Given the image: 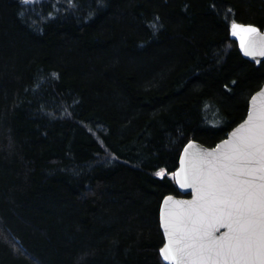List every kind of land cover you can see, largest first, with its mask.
I'll return each instance as SVG.
<instances>
[{
	"label": "trees",
	"instance_id": "trees-1",
	"mask_svg": "<svg viewBox=\"0 0 264 264\" xmlns=\"http://www.w3.org/2000/svg\"><path fill=\"white\" fill-rule=\"evenodd\" d=\"M233 23L264 1L0 0V264H165L183 149L264 85Z\"/></svg>",
	"mask_w": 264,
	"mask_h": 264
},
{
	"label": "snow or ice",
	"instance_id": "snow-or-ice-1",
	"mask_svg": "<svg viewBox=\"0 0 264 264\" xmlns=\"http://www.w3.org/2000/svg\"><path fill=\"white\" fill-rule=\"evenodd\" d=\"M232 29V34L240 37L241 47H245V36L259 31L251 25L236 23L232 24ZM246 54L254 53L247 51ZM259 54L264 56V51ZM246 124V135L236 140L232 146L233 154L225 156L214 173L209 170L192 177L193 186L201 185L196 187L198 200L210 196L213 202L223 206L216 224L226 225L229 231L215 237V225L204 222L198 211L200 205L194 200L188 202L192 211L186 217V222L192 227L177 238L174 214L169 212L165 219L162 210L161 221L168 242L160 252L165 260H172L175 264H264V110L258 117L250 113ZM241 157L247 162L243 166L239 163ZM181 163L183 165L184 161ZM181 172L184 173V182H187L186 169L182 167ZM157 175L163 176L164 171ZM174 175L179 176L180 173ZM248 176L255 179L245 178ZM171 200L169 196L165 204ZM184 240L191 243H184Z\"/></svg>",
	"mask_w": 264,
	"mask_h": 264
},
{
	"label": "water",
	"instance_id": "water-1",
	"mask_svg": "<svg viewBox=\"0 0 264 264\" xmlns=\"http://www.w3.org/2000/svg\"><path fill=\"white\" fill-rule=\"evenodd\" d=\"M264 1V0H263ZM238 25L243 26H253L257 28L259 31L257 33H253L251 35L245 36V47H241V41L239 36H234L233 29H230V38L237 43L238 49L246 60L250 61L253 64L259 66L261 63L264 62V56L260 55L261 51H264V30H261L259 27L252 25V24H242L236 23ZM247 51H253L254 54L248 55L246 54ZM261 110H264V85L258 90L254 95L251 97L249 101V111L246 119L237 125L228 135V137L221 142H219L215 147L209 148L199 142L191 141L189 142L182 151L179 167L175 171L174 174L180 173L179 176L174 175V180L177 185L178 190L183 195L181 196H174L169 195L172 197V200L165 204V200L169 197L167 196L161 205L160 210V224L161 230L163 232L165 243L168 242V237L165 234V227L162 225L161 221V212L163 210L165 214V219L168 218V213L171 212L174 214V218L176 221V231H177V238L181 237L188 228H191L192 225L186 222V217L190 211H192V205L188 202L197 201V204L200 205L198 211L202 214V219L205 223L211 222L215 225L216 229L213 232L215 237H220L224 233L229 231L228 227L219 226L216 224L217 218L221 215V210L223 208L222 205L215 203L212 201L210 196H206L204 200H198V193L196 191V187H200L201 185L196 184L193 186V179L192 177L197 173H206L207 171L211 170L213 173L215 172L216 168L221 166V162L224 160V157L227 155L233 154V144L236 140L246 135L247 131V124L246 122L249 119V114L252 113L254 117H258L261 113ZM241 125H245V128H241ZM240 130L237 132V130ZM233 133H236V136H233ZM228 142V143H225ZM184 161L182 165L181 161ZM239 163L243 166L247 162L244 160L243 157L240 158ZM185 168L188 173V181L184 182V173L181 172V169ZM247 179H255L254 176L245 177ZM183 183L184 186H181ZM196 219L197 217H193ZM184 243H191L190 240H184ZM163 245V247H164ZM162 247V248H163ZM161 254V252H160ZM165 264H175L172 260H165L161 255Z\"/></svg>",
	"mask_w": 264,
	"mask_h": 264
},
{
	"label": "rangeland",
	"instance_id": "rangeland-1",
	"mask_svg": "<svg viewBox=\"0 0 264 264\" xmlns=\"http://www.w3.org/2000/svg\"><path fill=\"white\" fill-rule=\"evenodd\" d=\"M165 174V173H164ZM162 177V176H161Z\"/></svg>",
	"mask_w": 264,
	"mask_h": 264
}]
</instances>
